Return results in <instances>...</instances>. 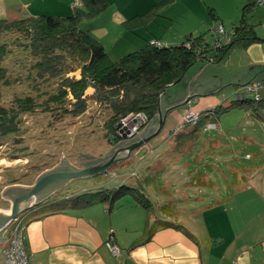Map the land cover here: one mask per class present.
<instances>
[{"label":"rangeland","instance_id":"374dc122","mask_svg":"<svg viewBox=\"0 0 264 264\" xmlns=\"http://www.w3.org/2000/svg\"><path fill=\"white\" fill-rule=\"evenodd\" d=\"M206 2L209 7L215 8L218 20L216 21L210 16L212 25L206 27L204 33L200 31V34H204L207 42L213 45L216 40L221 39V36L214 31L216 26L223 24L227 34L233 31L234 27L244 18L243 8L246 3L238 10L236 4L239 0H235V3L234 0H206ZM263 11L264 6H256L245 15L247 23L256 26L258 33L264 26V18L259 21V18L264 17ZM175 12L176 9L173 13ZM198 35L196 33L195 36ZM214 55L215 52L211 51L209 58H213ZM206 64L208 65L209 61H206ZM202 65L204 64L201 62L193 65L188 76L200 72ZM219 65L221 63L211 66L213 70L208 71L202 79L201 75L198 76L201 81L208 79L209 89L214 90L213 92H217L218 95L203 96V98L193 97L192 111L207 112L221 104L228 105L236 100V90L232 85H229L231 80L228 73L224 72L221 75L226 79L225 85L220 84L219 80L212 77L213 72L225 71L226 68L223 64L221 68ZM226 71L228 70L226 69ZM70 76L75 75L71 74ZM215 84L218 88L214 87ZM177 87L176 85L174 88H167L163 94L161 99L163 109L168 107V101L172 99L170 93ZM30 90L28 84L2 88L0 103L9 106L12 104L14 95L28 94L31 93ZM248 95L250 99H255V93ZM258 95L261 96V102H254L253 105L258 108L259 106L263 107L258 110L260 116H253V109L223 113L215 121L217 128L205 129L207 124L203 131L199 130L196 136L185 137L183 143L185 146L191 145L190 151L178 155V158H183V160L173 166V169L168 171L170 166L168 162L171 157L163 159L164 169L160 174L166 171H168L166 174H170L173 170L174 178L177 181L171 185V191L175 192L179 189L177 194L167 196L161 190L164 178L159 175L160 180L159 183L157 182V186L160 187L155 189L152 180L153 174L150 173L147 166L151 162L149 158L158 152L156 149L150 153L147 148H144L137 157L135 151L130 157L127 156V161L124 160V162L114 165L103 174L62 180L50 185L36 199L22 204L21 212L15 218L17 221L13 222L14 219L7 232L0 235V242L4 240L5 235L7 237L12 235L16 227L15 224L18 225L32 209L39 208L37 212L35 211V214H38L43 209L52 210L51 206L56 201H61L66 197L70 198L84 192L96 193L103 190H115L123 185L139 189L147 195L154 205L151 213L158 216L159 219H163L164 214H169L171 209L176 212L179 219H183V222L180 223L182 226L192 231L197 228L196 230L199 232L207 229L212 234L211 240H216L217 237L233 240V236L239 232V229L237 227L238 231L235 230L233 233L229 224L235 223L236 226V219H239L240 223L245 222L249 213L253 219L254 230L257 232L261 229L264 230V88L259 90ZM190 97V95L185 97V101H188ZM218 98L220 99L219 104L215 102V99ZM195 101L199 103L197 104ZM207 101H214L216 106L202 111L201 107L207 106ZM184 107L186 106H181L179 111H182ZM176 110L174 109L171 113L161 135L151 140L147 146L157 147L169 144V141L166 140L174 137L171 135H174L176 128L174 125H177L173 123L171 126ZM108 118L107 111L102 109L100 113L94 106L89 113L78 119L68 117L60 122H55L53 117L40 111L35 115H26L22 122L24 133L19 138L22 143L17 144V147L21 150L27 148V150L17 154L20 159L13 160L12 155L15 153L12 146L5 144L0 147V210L11 211L15 199L25 194L27 190L29 191L45 174L80 170L112 157L113 147L106 140L105 123ZM158 126L159 122L149 125L146 135L150 136L155 133ZM163 136L167 137V139L164 138V141L161 140ZM136 141L138 140H124L121 148L128 147ZM11 143L14 144V142ZM134 157L136 158L134 159ZM199 173L205 175L199 178ZM14 180L18 183L9 184ZM188 182L192 183L193 188L183 189V184ZM225 200L226 203H224ZM32 203L34 205L30 207ZM61 206L70 209V205L62 204ZM204 207H209V210ZM224 209H226L227 219ZM193 224H195L194 227Z\"/></svg>","mask_w":264,"mask_h":264},{"label":"crops","instance_id":"0c3cea01","mask_svg":"<svg viewBox=\"0 0 264 264\" xmlns=\"http://www.w3.org/2000/svg\"><path fill=\"white\" fill-rule=\"evenodd\" d=\"M77 1L0 0V20L17 21L44 15L67 17L73 13ZM110 1L111 6L96 18L85 21L83 28L103 44L105 51L113 60H119L144 48L152 40L162 41L167 46L181 45L188 37H198L201 35L200 31L204 33L205 28L212 25L211 10L217 16L215 8L209 7L206 0ZM245 3L247 4V0H239L236 4L237 9L239 10ZM175 9L176 12L173 13ZM141 17L143 18L138 20ZM263 18V16L259 18V21ZM131 20H138L140 23H136L134 27L126 25ZM245 20L247 21V18ZM223 28L225 29L224 25ZM196 33L199 35L195 36ZM257 35L264 39V26L261 27L259 33L257 32ZM201 63L204 65L200 72L188 76L189 70L185 78L177 84V89L170 93L172 99L168 101V107L162 108L164 112L170 111L165 125L174 109L177 110L171 126L175 123L177 124L174 125L175 127L181 123L185 110H191L194 102L185 101L188 95L192 98L218 95L217 92L209 89L208 79L203 81L201 79L208 71L213 70L211 66L220 63H214L212 60L208 65L206 61ZM222 64L229 72L225 69V71L212 73L213 79L219 80L222 85L226 82L225 77H221L224 72L228 73L231 80L229 85H232L234 90L263 82L264 42L253 44L245 49L234 50L230 58L222 62L219 68ZM74 75L80 78V72ZM199 75H201L200 80ZM214 87L218 88L216 84ZM168 88H174V85ZM93 93L94 89L89 88L86 96ZM219 101V98L215 99L218 104ZM215 102L207 101L208 105L202 106V111L215 107ZM230 105L221 104L218 107ZM181 106L186 107L179 111ZM199 130L203 131L198 126L187 128L178 136L166 140L169 141L167 145L157 147L149 145V147L147 144L146 147L136 151L135 156L137 157L144 148H147L150 153L157 149L158 154L155 153L149 158L151 162L147 166L153 174L155 189L160 187L157 186L160 180L159 175L164 178L161 190L167 196L177 194L179 189L175 192L171 191V185L177 181L173 170L170 174L166 173L183 160V158H178L179 154L190 151L191 145L185 146L183 143L185 137L196 136ZM164 138L167 139L163 136L161 140L164 141ZM121 146L122 143L116 148ZM114 152L115 147L112 154ZM119 157L122 158V162L127 161V153H121ZM170 157L168 171L160 174L164 169L163 159ZM204 175V173H199L198 177L202 178ZM191 187V182L182 186L183 189ZM130 197L126 196L113 205L97 203L82 209L63 208L55 211L47 208L38 214H35V211L37 212L39 208L32 209L23 219L27 227L25 241L27 251L33 255L35 264H264V230L261 229L258 232L254 230L251 213L247 215L245 222L240 223V220L236 219V226L235 223L229 224L233 233L239 229V232L233 236V240L218 237L216 240H211L212 234L207 229L199 232L196 228L194 230L198 232L196 233L182 226L180 223L183 219H179L175 211L172 210L174 214L166 213L163 219H159L151 211L148 212L138 205L133 197V199ZM226 202L225 200L224 203ZM204 208L209 210V207ZM223 211L227 219L226 209ZM161 222L170 223L171 226L163 227ZM152 230H154L153 233H151ZM111 236L114 237L115 244L121 251L119 256L113 255L107 247Z\"/></svg>","mask_w":264,"mask_h":264},{"label":"trees","instance_id":"16d2710c","mask_svg":"<svg viewBox=\"0 0 264 264\" xmlns=\"http://www.w3.org/2000/svg\"><path fill=\"white\" fill-rule=\"evenodd\" d=\"M78 1L80 5L67 17L44 15L17 21L0 20V97L5 87L28 84L31 89V93L14 95L9 106L0 103V147L6 144L14 148L13 160L20 159L17 154L27 150L17 147L22 143L19 138L24 133L22 122L26 115H35L40 111L60 122L68 117L78 119L89 113L93 106L100 113L104 109L109 114L105 123L106 140L114 148L123 142L116 126L128 115L143 113L148 119L146 127L159 122L161 93H165L175 82H181L193 65L211 60L222 63L230 58L234 50L264 42L258 37L256 26L245 20V15L258 6L260 0H247L243 8L244 18L229 33L230 41L222 42L219 47L211 45L201 35L188 37L176 46L159 47L149 42L144 48L114 61L103 44L82 28L85 21L105 12L111 1ZM211 14L217 21L213 10ZM138 20L128 21L126 25L134 27L140 23ZM211 51L215 52L213 58H209ZM77 72H80V78L70 76ZM89 88H93L94 93L86 96ZM254 102L257 101L249 97L235 100L228 107L221 106L202 113L197 126L203 129L221 114L233 110L253 109L251 114L260 116L258 110L263 107H256ZM16 183L14 180L9 184ZM126 196L133 197L148 212L154 207L153 201L141 190L123 185L115 190L66 197L56 201L51 209L60 211L64 208L62 204L70 205V209H82L97 203L113 205ZM169 212L174 214L171 209ZM166 225L171 226L161 222V226Z\"/></svg>","mask_w":264,"mask_h":264},{"label":"built area","instance_id":"2783aa9c","mask_svg":"<svg viewBox=\"0 0 264 264\" xmlns=\"http://www.w3.org/2000/svg\"><path fill=\"white\" fill-rule=\"evenodd\" d=\"M80 3L77 1L76 6H79ZM258 6H264V0H260L258 2ZM217 28L214 29L216 33L221 36L220 40H217L214 43V46L219 47L222 42L230 41L231 35L227 34L223 25L219 24L216 26ZM155 46H164L165 44L159 40H152L151 41ZM264 88V81L258 83V85L251 84L246 85L236 93V100H246L249 98L250 93H255V100L260 101L261 97L258 95V91ZM202 119V113L194 112L190 109H186L181 123L174 129V135L180 133L183 129L187 126H197ZM148 124V119L143 113L138 114H130L124 119H122L116 126L117 134L124 140H141L145 135L146 126ZM217 125L215 123L208 124L205 129H215ZM33 203L30 207H33ZM15 219L13 222H16ZM12 223L6 225L2 230H0V235L2 233H6L9 226ZM15 228L13 233L10 237L7 235L4 236V240L0 242V263L3 264H35L34 257L31 253L27 251L26 248V224L25 220H22L18 225L15 224ZM113 233V231H111ZM107 247L115 256H119L121 251L115 244V239L113 236L110 237L109 241L107 242Z\"/></svg>","mask_w":264,"mask_h":264},{"label":"water","instance_id":"95a60500","mask_svg":"<svg viewBox=\"0 0 264 264\" xmlns=\"http://www.w3.org/2000/svg\"><path fill=\"white\" fill-rule=\"evenodd\" d=\"M179 83L180 81L175 82L172 85L175 86ZM237 91L239 90H236V93ZM163 94L164 92L161 93V97L159 99V113H158L159 126L155 133H153L150 136H147L145 134L141 140L134 142L128 147L116 148L117 146H119L117 145L115 147V152L112 155V157L102 163H98L96 165L89 166V167H86L80 170L58 171V172H52V173L43 175L33 185V187L29 191L27 190L25 194L15 199V201L12 203V206H11V216L10 217L0 212V230H2L6 225L10 224L18 216V214H20L21 212L20 207L22 206V204L36 199L41 194V192L44 191L50 185L56 182L62 181V180H71V179L80 178L84 176H96L99 174H103L107 172L108 170H110L114 165L123 161L122 158L119 157L121 153H127V156L130 157L133 152L141 149L142 147L147 145L151 140L159 136L165 126L167 116L170 112V111L164 112L161 107V99H162ZM192 99L193 98L188 99L189 100L188 102H191Z\"/></svg>","mask_w":264,"mask_h":264},{"label":"bare ground","instance_id":"6f19581e","mask_svg":"<svg viewBox=\"0 0 264 264\" xmlns=\"http://www.w3.org/2000/svg\"><path fill=\"white\" fill-rule=\"evenodd\" d=\"M0 212H2L3 214L7 215V216H11V211H3V210H0Z\"/></svg>","mask_w":264,"mask_h":264}]
</instances>
